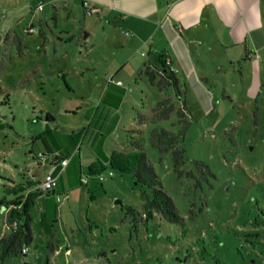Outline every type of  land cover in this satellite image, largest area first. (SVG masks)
<instances>
[{"label": "rangeland", "instance_id": "1", "mask_svg": "<svg viewBox=\"0 0 264 264\" xmlns=\"http://www.w3.org/2000/svg\"><path fill=\"white\" fill-rule=\"evenodd\" d=\"M39 2L0 0V120L7 123L0 130V238L9 231L1 203L9 178L21 180V172L42 176L47 167L35 157L48 153V143L65 153L79 146L88 173L94 144L124 150L132 134L142 138L185 222L147 213V187L130 173L108 169L104 180L88 175L87 185L51 194L57 204L50 234L33 202L29 250L0 256V264H264V63L257 68L240 50H218L220 42L212 50L207 40L197 42L203 51L195 60L212 97L205 101L202 93L188 92L192 122L182 142L187 163L180 173L171 153L152 147L148 134L156 126L178 131V110L185 102L141 69L132 76L127 69L116 75L131 50L112 40L133 36L109 23L104 34V24L73 0H55L45 10ZM85 23L100 39L109 36L90 55ZM14 33L22 37L21 51ZM112 76L124 78L126 94L119 107L100 106ZM169 95L175 100L171 117L153 122V107ZM47 113L55 121L47 122ZM49 128L52 133L42 134ZM81 129L89 131L86 138ZM36 135L43 136L34 140ZM196 160L206 162L212 173L204 177ZM51 241L55 249L48 260ZM2 250L0 243V255Z\"/></svg>", "mask_w": 264, "mask_h": 264}, {"label": "crops", "instance_id": "2", "mask_svg": "<svg viewBox=\"0 0 264 264\" xmlns=\"http://www.w3.org/2000/svg\"><path fill=\"white\" fill-rule=\"evenodd\" d=\"M55 0H40L38 5L44 4L45 10L48 3ZM82 5L89 14L96 17L103 23V33L106 34V23L116 26L117 30L126 31L133 37L124 39L114 38L112 43L115 46L129 48L131 54L122 62L116 75L122 74L127 69L128 76H132L137 69L146 66L145 56L156 52L161 60L167 59L172 67L178 71L181 78L188 82L192 91L195 90L204 95L205 101H211L212 93L203 81L204 76H200L199 67L195 57H201L203 47L197 46L198 41L207 40L210 49H215L214 44L220 42L218 50L225 52L240 50L241 55L252 59L257 68H262L264 63V0H73ZM89 4L85 5L84 2ZM55 5V4H54ZM39 7V6H37ZM86 14V12H85ZM119 27V28H118ZM83 36L86 45L91 50L109 41V36L100 39L96 35V28H90L84 24ZM132 41V42H131ZM130 43H133L130 45ZM149 50L146 51V47ZM140 50L142 52H140ZM140 60L135 63L136 58ZM141 67V68H140ZM123 77L112 76L108 80L102 103L111 107H117L114 101H104L108 94L110 97L119 90L118 82ZM198 93V94H199ZM196 95V93H195ZM197 96V95H196ZM201 106L202 103H201ZM119 107V106H118ZM82 130V129H81ZM79 131V130H77ZM89 131H84L83 137ZM86 133V134H85ZM49 153H60V156L70 159L66 167L44 165L45 173L55 172L58 183L55 193L66 194L69 189L82 184L83 178L87 177L84 170V163L81 162L80 147L75 146L68 152H62L60 146L46 145ZM114 148H104L95 144L91 150L93 157L90 158L89 166L98 158L97 153L106 155ZM89 172V168H88ZM54 194V193H53ZM56 197L53 195L41 196L35 202L40 207L42 213L47 214L49 220L47 225L52 229V220L56 211ZM32 214V212H31ZM6 215V213H5ZM45 230L50 234L52 230Z\"/></svg>", "mask_w": 264, "mask_h": 264}, {"label": "trees", "instance_id": "3", "mask_svg": "<svg viewBox=\"0 0 264 264\" xmlns=\"http://www.w3.org/2000/svg\"><path fill=\"white\" fill-rule=\"evenodd\" d=\"M13 41L18 46L19 51H21L23 47L22 37L18 33H14ZM162 61L164 65L162 68H159L151 61V58L149 57L146 62V66L141 69L140 73H146L149 75L150 80L153 83H157L162 90L170 87L174 88L178 97H180L185 103L178 110V122L180 124L179 130H170L166 127H153L149 131L148 141L152 147L158 149L159 151L163 153H171L175 171L182 173L183 167L187 163V152L182 146V142L185 140L192 122V117L189 115V109L187 106V96L191 89L188 85V82L184 81L178 71L172 67L171 62H169L167 59H162ZM207 79V77H203V81L206 84ZM122 84L123 83L118 82L119 90L115 92L113 97L120 100L113 102L117 107L120 105L121 100L126 94V88L124 86H120ZM105 97L106 100L108 99V101H112L109 94ZM174 101L175 100L171 95L159 100L152 109L151 120L153 122H160L164 119L170 118L175 109ZM46 120L47 122L55 121V116L53 114L47 113ZM6 126L7 123L0 120V130L4 129ZM52 131L53 130L49 128L42 134H50ZM82 131L83 130L78 131L80 135L82 133L81 138H83L84 134V131ZM129 131L134 133L137 130L129 129ZM42 136L43 135H36L34 136V140H38V138H42ZM31 153L34 154V150H31ZM36 154L44 155V158L41 156L35 157L43 160V162L39 163L40 165H61L59 158L62 156H60V153L40 152ZM97 155L98 158L89 166V172L87 175L98 176L104 174V172L108 169H111L112 171L118 170L123 173H130L134 175L138 182L147 187L143 195L145 199L144 206L147 213H152L151 211H157L165 219L171 222H185L184 217L180 213L174 198L164 189L163 183L159 178L154 163L149 159L147 151L144 148L142 138H138L136 134H132L130 137L129 148L124 150L114 148L105 156L101 155L99 152ZM196 164L197 169L203 174L204 177H207L210 173H212L210 166L206 162L202 160H196ZM52 172L55 174L54 171ZM21 174V180H17L15 176L9 178L11 183L6 184V195L1 198V203L5 207V210H7L5 217L6 225L10 226L9 231L5 232L0 238V243L2 244L3 249L0 255L1 257L13 254H24V250L26 248H30V244L34 238V231L31 225L32 203L41 196H49L56 192L57 185L53 189H43L42 183L44 180L37 173L27 175L24 172H21ZM188 174L193 175V170L188 171ZM82 184H85L83 180ZM128 212L134 213L135 209L130 207ZM141 218L144 219L143 215H141ZM48 220L49 217L47 214L42 213V225L47 230L51 231L47 225ZM14 223L15 225H13ZM54 249L55 243L51 241L48 247V260L50 259V253L53 252Z\"/></svg>", "mask_w": 264, "mask_h": 264}, {"label": "built area", "instance_id": "4", "mask_svg": "<svg viewBox=\"0 0 264 264\" xmlns=\"http://www.w3.org/2000/svg\"><path fill=\"white\" fill-rule=\"evenodd\" d=\"M84 4H85V5H88L89 2H88V1H85ZM43 7H44V4H40V5H39V8H40V9H43ZM33 30H35V27H32V26H31V28L29 29V31H33ZM119 83H122V81H119ZM41 157L44 158V155H41ZM59 161H60L62 167H66V166L68 165L70 159L67 158V157H61V158H59ZM110 174H113V171H112V170L110 171ZM99 176H100V178L103 179V180L106 178V177H105V174H101V175H99ZM87 181H88V177L83 178V182H84V183H86ZM57 183H58L57 175H55L53 172H48V173H46V175H45L44 181H43V183H42V188H43V189H46V190L53 189V188L56 187ZM13 225H15V223H14ZM8 227H10V226H8ZM28 250H29V249L26 248V249L24 250V252H27Z\"/></svg>", "mask_w": 264, "mask_h": 264}, {"label": "water", "instance_id": "5", "mask_svg": "<svg viewBox=\"0 0 264 264\" xmlns=\"http://www.w3.org/2000/svg\"><path fill=\"white\" fill-rule=\"evenodd\" d=\"M0 37H2V35H0ZM151 61L159 68L163 67V61L161 60V57L159 54H157L156 52L151 53Z\"/></svg>", "mask_w": 264, "mask_h": 264}]
</instances>
